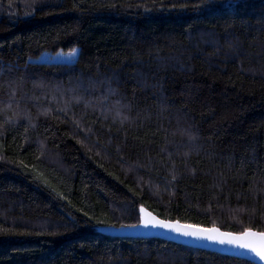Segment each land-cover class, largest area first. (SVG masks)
Listing matches in <instances>:
<instances>
[{
  "label": "trees",
  "instance_id": "trees-1",
  "mask_svg": "<svg viewBox=\"0 0 264 264\" xmlns=\"http://www.w3.org/2000/svg\"><path fill=\"white\" fill-rule=\"evenodd\" d=\"M142 208L264 233V0H0V264H253Z\"/></svg>",
  "mask_w": 264,
  "mask_h": 264
},
{
  "label": "water",
  "instance_id": "water-1",
  "mask_svg": "<svg viewBox=\"0 0 264 264\" xmlns=\"http://www.w3.org/2000/svg\"><path fill=\"white\" fill-rule=\"evenodd\" d=\"M144 211L140 212L141 220L140 224L136 226L131 227H106L101 229V232L104 235L113 237V238H122V239H142V240H148V239H157L162 240L165 242L173 243L179 246L187 247L190 249L200 250V251H206L210 253H215L222 256H227L235 259L245 260L248 262H251L253 264H264V260H261L254 252L250 251L248 248H240L235 246L234 244H219L214 243L212 241L208 240H199L195 239L193 237H185L182 235L177 234L176 232L168 231L166 229L162 228H145L142 226L143 220L142 218L146 213H151L152 216H155L157 219L159 218L157 215L152 213L146 208H142ZM163 220V219H162ZM169 223L176 224L177 222L180 225H190L185 224L180 221H167ZM196 228L200 229H218V232L211 233L214 236H217L219 238L224 239H235L237 237L240 238V243H246L251 244L256 247L264 246V239H261L259 235L256 236H244L243 234H235L230 232H225L219 228L213 227V228H203L195 225H191ZM253 233H259L256 231H250ZM220 234H228L227 236H221Z\"/></svg>",
  "mask_w": 264,
  "mask_h": 264
},
{
  "label": "snow or ice",
  "instance_id": "snow-or-ice-1",
  "mask_svg": "<svg viewBox=\"0 0 264 264\" xmlns=\"http://www.w3.org/2000/svg\"><path fill=\"white\" fill-rule=\"evenodd\" d=\"M143 212L144 210L141 209ZM143 223L142 226L145 228H162L168 231L176 232L179 235L185 237H193L199 240H208L214 243L219 244H234L240 248H248L250 251L254 252L261 260H264V246L256 247L251 244L240 243V238L237 237L235 239L229 238H219L217 236L212 235L211 233L218 232V229H200L191 225H180L178 222L176 224L166 222L162 219H157L155 216H152L151 213H146L142 218ZM221 236H227L228 234H220ZM244 236H256L259 235L261 239H264V233H253L250 231H246L243 233Z\"/></svg>",
  "mask_w": 264,
  "mask_h": 264
},
{
  "label": "rangeland",
  "instance_id": "rangeland-1",
  "mask_svg": "<svg viewBox=\"0 0 264 264\" xmlns=\"http://www.w3.org/2000/svg\"><path fill=\"white\" fill-rule=\"evenodd\" d=\"M46 3L45 1L41 2V4ZM201 43L205 46V43ZM78 56V49H74L72 51L64 52L58 51L56 53L45 52L42 53L39 57L31 59L32 62L36 63H59V64H69L73 63ZM163 186V185H162ZM125 214V213H123Z\"/></svg>",
  "mask_w": 264,
  "mask_h": 264
}]
</instances>
